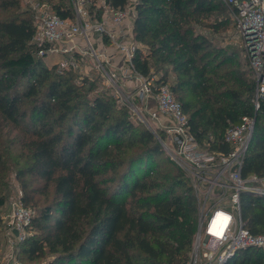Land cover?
<instances>
[{"label":"trees","instance_id":"1","mask_svg":"<svg viewBox=\"0 0 264 264\" xmlns=\"http://www.w3.org/2000/svg\"><path fill=\"white\" fill-rule=\"evenodd\" d=\"M39 1L63 19L73 18L62 0ZM106 1L114 8L126 3ZM212 1L139 0L134 66L144 77L162 72L155 88L169 85L191 134L209 151L226 152L227 127L254 117L241 175L264 178V101L254 113L250 71L192 34L190 24L197 22L192 16L215 12ZM16 5L0 0V8ZM33 21L27 14L0 20V115L25 126L28 137L25 168L18 175L30 174L54 188L52 202L39 211L22 190V204L35 217L19 259L51 254L47 264H186L198 215L188 178L170 159L173 167L155 162L164 158L157 137L134 125L124 107L116 109L108 91L90 99L92 84L75 83L76 73L49 67L47 57L37 56L30 43ZM5 150L0 145V175ZM5 203L0 192V209ZM240 214L251 233H264V194L241 193ZM1 229L0 215V235ZM225 264H264V249L238 251Z\"/></svg>","mask_w":264,"mask_h":264},{"label":"built area","instance_id":"2","mask_svg":"<svg viewBox=\"0 0 264 264\" xmlns=\"http://www.w3.org/2000/svg\"><path fill=\"white\" fill-rule=\"evenodd\" d=\"M218 1L229 11L254 81L250 104L255 113L264 101V0ZM93 2L90 9L87 0H71L72 19L59 17L47 3L38 6L30 41L37 56L59 57L54 63L58 69L70 70L79 78L88 77L90 71L98 73L102 88L127 107L130 118L137 115L134 100L145 104L155 99L159 117H152L164 135L157 139L188 178L197 201V228L186 264H225L238 251L264 249V233H251L240 214L241 193L264 194V178L241 175L255 118L243 116L238 125L227 127L226 152L201 147L169 85L155 88L154 76L144 77L135 69L130 19L139 0H126L121 8L106 0ZM34 217L35 210L22 204L19 191L1 217L2 264H20L19 246L32 235Z\"/></svg>","mask_w":264,"mask_h":264},{"label":"rangeland","instance_id":"3","mask_svg":"<svg viewBox=\"0 0 264 264\" xmlns=\"http://www.w3.org/2000/svg\"><path fill=\"white\" fill-rule=\"evenodd\" d=\"M17 5L10 8H0V20L10 19L17 15L27 14L28 16H32L33 19L36 15V10L38 6H40L43 2L39 0H16ZM87 7L92 9L93 0H87ZM58 1L52 0V3H57ZM62 2L68 6L71 5V0H62ZM45 3V2H44ZM212 3L217 5V10L213 13H204V14H194L195 19H197L196 23H191L190 27L192 28V34L198 35L204 39L206 42V47L210 51H218L219 53L231 56L233 61L239 63V66L247 68V62L244 58V55L240 49L239 42L235 36V30L233 27V23L230 18V14L228 9L222 4L218 3L217 0H213ZM50 6V5H49ZM135 16L131 17L130 23L133 24ZM136 44V43H135ZM139 44H136L138 47ZM140 47V46H139ZM143 51L147 52V48H141ZM207 49V48H206ZM213 53V52H212ZM59 57L52 56L47 57L46 62L49 64V67L57 62ZM165 69V68H163ZM1 73V71H0ZM152 76L159 77L162 72H155V70L151 71ZM76 80L75 83L81 84L86 81L85 87L87 88L89 84L93 85L92 92L89 93L88 97L91 99L95 94H100L102 91H105L102 88L103 79L96 73L95 71H90L88 77L79 78L77 74H75ZM82 79H84L82 81ZM174 76H168V81L173 82ZM130 91H128L129 93ZM155 103V109L148 108V105L142 104L139 100H134L132 103L136 109L137 115L133 116L131 122L134 125H141L144 129L153 133L156 137L163 138L164 135L160 130L158 123L152 116H158V112L156 109V101L153 98ZM28 100H23V102H27ZM121 102H116V109L120 107H124L128 112L126 106L122 105ZM26 104L25 106H28ZM26 123V120H25ZM23 125L15 126L10 122L4 120L0 115V145L5 150L4 155V163L5 170L0 178V192L5 195L6 203L0 209L1 217L6 214L8 211L9 204L16 198L19 191L23 192L24 190L27 195L31 198L29 203L36 211H39L43 207L49 205L54 198V188L51 184L45 183L43 180H39L30 174L24 173V176L20 177L18 175L19 172H22L25 168V154L26 147L25 142L28 137L23 133ZM164 158H157L155 160L156 163H159L160 166H171V157L169 153L163 149ZM170 159V160H169ZM174 162V161H173ZM175 163V162H174ZM174 165L172 164V167ZM253 185H257L259 187H263L261 183H254ZM23 188V189H22ZM1 237V236H0ZM1 244L0 239V246ZM53 255L46 254L43 258L37 259L34 261H28L23 255L21 259H19L20 264H47V261L51 260ZM0 264L1 261V248H0Z\"/></svg>","mask_w":264,"mask_h":264},{"label":"crops","instance_id":"4","mask_svg":"<svg viewBox=\"0 0 264 264\" xmlns=\"http://www.w3.org/2000/svg\"><path fill=\"white\" fill-rule=\"evenodd\" d=\"M145 105H148V108H151L152 110L155 109V103H154V100L153 98H150L146 103ZM156 109H157V106H156ZM159 117V116H158ZM161 119V117H160Z\"/></svg>","mask_w":264,"mask_h":264}]
</instances>
